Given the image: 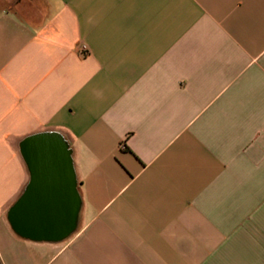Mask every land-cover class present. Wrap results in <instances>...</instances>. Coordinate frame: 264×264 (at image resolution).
I'll return each mask as SVG.
<instances>
[{
	"label": "crops",
	"instance_id": "obj_1",
	"mask_svg": "<svg viewBox=\"0 0 264 264\" xmlns=\"http://www.w3.org/2000/svg\"><path fill=\"white\" fill-rule=\"evenodd\" d=\"M45 132L80 201L59 243L7 217ZM0 264H264V0H0Z\"/></svg>",
	"mask_w": 264,
	"mask_h": 264
},
{
	"label": "water",
	"instance_id": "obj_2",
	"mask_svg": "<svg viewBox=\"0 0 264 264\" xmlns=\"http://www.w3.org/2000/svg\"><path fill=\"white\" fill-rule=\"evenodd\" d=\"M20 150L30 181L8 211L10 226L31 242H62L76 232L80 211L70 145L61 133L45 132L25 138Z\"/></svg>",
	"mask_w": 264,
	"mask_h": 264
}]
</instances>
